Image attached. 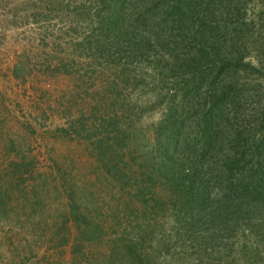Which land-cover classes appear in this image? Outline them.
<instances>
[{
  "label": "rangeland",
  "instance_id": "374dc122",
  "mask_svg": "<svg viewBox=\"0 0 264 264\" xmlns=\"http://www.w3.org/2000/svg\"><path fill=\"white\" fill-rule=\"evenodd\" d=\"M141 3L123 4L133 26L142 25L143 18L136 13L143 12ZM97 7L84 0H0V196L6 200L0 204V264H25L23 240L31 247L26 264H264V215L251 218L249 226L240 221L235 227L228 220L236 229L224 232L218 227L223 218L212 211L177 213L169 192L156 186L159 177L166 178L168 164L175 162L181 169L182 160L195 161L194 127L188 123L197 97L187 93L191 81L182 72L151 71L147 56L146 68L136 72L142 87L135 92L125 89L121 96L142 97L155 106L136 120V130L122 149L126 153L132 149L151 175L141 179L156 186L146 196L149 207L144 215L152 227L134 226L119 233L118 238L138 243L129 249L108 230L98 236L95 229V237L79 251L70 246L55 250L44 240L45 233L74 234L75 224L65 223L72 217L74 202L92 222H101L103 215L129 213L137 216L133 218L137 225L144 217V211L133 205L119 209L130 192L120 195L92 146L59 131L72 129L78 120L100 118L102 100L113 95L109 83L113 71L107 64L130 53L119 38H99L104 32L99 22L107 17V9ZM246 7L247 17L258 19L264 0H247ZM263 22L259 40L264 43ZM187 100L188 106L179 109ZM173 103H178L179 118L169 124L158 145L156 128L166 123V109ZM129 118L125 116L126 124ZM125 157L132 161L130 154ZM203 220L209 227L201 224Z\"/></svg>",
  "mask_w": 264,
  "mask_h": 264
},
{
  "label": "trees",
  "instance_id": "16d2710c",
  "mask_svg": "<svg viewBox=\"0 0 264 264\" xmlns=\"http://www.w3.org/2000/svg\"><path fill=\"white\" fill-rule=\"evenodd\" d=\"M84 1L98 5L100 10L107 9V17L99 22L104 28L99 38H119L130 53L107 64L113 71L109 81L113 95L102 100L100 118L93 122L78 120L72 129L59 131L87 141L120 195L124 197L126 191L130 192L119 209L127 210L133 205L142 209L144 216L149 207L146 196L152 194L154 187L163 185L177 213L179 210L199 215L212 211V215L223 218L218 227L224 232L236 229L240 221L249 226L251 218L264 215V43L259 40L263 38L259 25L264 12L258 19L248 18L247 0H142L139 10L143 12L136 13L142 16L143 26L136 23L134 27L129 13L124 11L123 4L128 0ZM111 32L116 34L110 35ZM149 55L158 58L153 60ZM145 56L152 61L148 66L151 71L174 75L182 72L191 81L186 85L187 93L197 97L188 123L194 127L195 161L182 160L181 169L175 162L168 164L166 178L159 177V184L153 188L141 179L145 175L151 177L144 171V163L137 160L132 149L128 153L122 149L136 130V120L155 106L142 97L126 100L121 96L125 89L135 92L140 88L136 72L146 68ZM161 61L165 64L160 66ZM188 100L179 109L187 107ZM176 105L167 107L166 123L156 128L158 145L169 124H176L179 118ZM126 115L130 117L127 124ZM125 154H130L132 161ZM1 203L6 204L4 196H0ZM71 209L72 217L65 223L75 224L74 234L70 236L72 230L68 234L45 233L44 240L50 248L61 250L70 246L79 251L84 242L95 237L96 229L98 236L108 230L109 235L129 249L138 243L120 239L118 234L130 227L150 225L145 216L134 224L133 218L137 216L131 217L129 213L103 215L101 222H92L79 211L76 202ZM228 220L235 227L227 224ZM201 224L210 225L205 220ZM22 244L26 264L31 247L28 241L23 240Z\"/></svg>",
  "mask_w": 264,
  "mask_h": 264
}]
</instances>
